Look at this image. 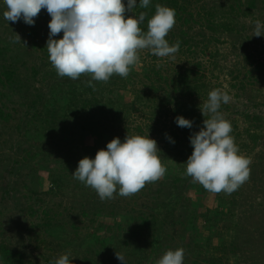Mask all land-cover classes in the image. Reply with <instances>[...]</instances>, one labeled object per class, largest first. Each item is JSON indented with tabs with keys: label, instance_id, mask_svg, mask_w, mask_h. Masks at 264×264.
<instances>
[{
	"label": "trees",
	"instance_id": "obj_1",
	"mask_svg": "<svg viewBox=\"0 0 264 264\" xmlns=\"http://www.w3.org/2000/svg\"><path fill=\"white\" fill-rule=\"evenodd\" d=\"M124 3L127 4V0H124ZM156 4L168 6L176 11V24L166 36L170 45L177 40L180 41V50L175 58H158L148 49L141 50L139 52L141 62L132 68L127 78L113 75L107 83L93 81L95 90L86 86V81L91 79L89 74H84L77 80L68 77L61 79L57 75L50 63L46 48L48 36L45 37L46 42L36 41V38L41 36L39 22H35L34 25L24 22L21 25L22 30L25 31L21 40L27 42V48L12 42L14 33L10 29H7L6 34L5 31L3 32L6 38L1 37L4 34L0 36V123L20 131L22 123L25 122L27 126L24 135L35 141L29 147L19 146L22 148V160L25 164L11 166L9 169L13 172L27 167L28 180H25L23 184L25 191L21 198L24 201L20 205V198L16 195L19 191L16 184L4 191L0 201V264H35L27 260V252L17 247L11 236L6 235L3 216L11 202L15 204L14 207L18 208L22 216H30L32 220L36 218L29 228L36 233L39 228L47 231L56 242H59L57 250L66 248V251H69L70 247L73 255L80 254L79 259L82 264H121L116 258V251L120 252V245L128 246L130 241L132 242L138 236H146L148 238L146 244L140 248L135 247V253L131 249L130 253L123 255L125 258L129 257V264H155L156 259L149 260V255L162 248L155 236L168 224H179L186 228V238L195 256L192 264H222V259L219 258L222 255L216 252L227 254V249L233 252L240 251L238 247L234 248V245L246 230V225L244 222H239L241 219L232 222L230 217L238 206L237 192L231 195L223 192L213 193L217 204L211 207H204L201 201L195 204L192 196L188 195L189 191H193L201 196L207 190L199 183L192 182L191 177L184 175L185 163L193 151L190 136L203 127L201 124L203 116L190 110L188 106L195 105L187 104L184 97L192 99L208 96V93L213 90L215 84L207 73L208 67L203 55L208 54L209 58L211 55L214 66H217L214 58L219 51L213 45L220 42L223 35L235 37L236 34H242L246 26L240 27L239 16L252 14L258 8L264 10V0H151L149 8L137 7L134 10L136 14L140 11L147 13L145 22L140 25L145 32L147 20L155 14ZM46 11L42 9L40 13ZM127 15H133V13H127ZM262 18L261 21L264 22V17ZM60 34L62 38L63 33ZM53 38L60 39L57 36ZM244 40L242 48L247 51L249 37L246 36ZM236 43L233 42L234 48ZM29 48L33 50L31 53ZM37 52L40 55L37 56ZM29 55H32L30 60ZM45 66L52 67L50 70L54 72L43 70ZM254 70L257 73L262 72L264 76V61L258 62ZM45 71L47 72L41 80L49 84L50 96L47 100H44L46 96L41 90L43 88L35 84L37 77ZM234 77L239 80L240 87L237 88H243L251 82V78L252 81L256 79V82L260 80L258 76L254 77L251 71L244 77L241 75L238 77L234 75ZM60 79L61 82H59ZM247 79L248 81L245 82ZM232 86H238V84L234 83ZM33 88L36 90L39 88L38 93L35 94L36 98L31 99L33 102L27 107L23 116L28 117L29 120L17 123L16 107L13 104L9 105L8 101L14 95H18L17 101H24L19 97L25 99L26 94L33 91ZM125 92L131 94L132 97L129 100L124 99ZM39 99H42L41 104L38 103ZM15 104L17 105L16 102ZM138 109L146 112L147 121L132 125L130 123L132 113ZM194 114L196 117L191 116ZM170 115L174 124L170 121L172 128L168 129L166 123ZM178 116L193 121V127H179L176 123ZM231 125L233 128L231 135L237 138L240 133L235 132L234 125L232 123ZM147 134L149 138L151 136L161 138L162 142L158 144L160 149L158 155L162 163L166 165L167 172L163 179L147 183L134 197L136 199L142 194H148L155 184L158 185L155 189L156 193L151 196L149 194L150 200L147 199L150 202V212L146 213V216L132 215L129 211L121 215L127 226L129 222H135L133 226H130L133 239L124 237V240L116 242L107 241L106 237L102 236V232L98 233V231L86 234V237L79 242L74 238L70 239L64 223L58 219L64 213L55 202L53 206L47 205L46 196L55 197L69 184H74L78 188L83 187L84 184L75 180L72 175L78 167L79 160L86 156L94 159L97 151L106 150L107 143L113 138L118 137L123 142L126 135L146 136ZM251 136L257 137L256 134ZM169 137L174 143L170 142ZM52 161L57 165H52ZM44 180H49L50 187L47 191L42 190ZM8 184L10 185L11 182L9 181ZM65 184L68 185L65 186ZM11 190L16 193L11 195ZM258 202L259 205H264L262 201ZM183 209L184 212H182ZM100 210L99 204H93L89 210L82 209L81 214L90 216L92 212L96 216ZM179 215L184 216L183 220ZM90 220L97 219L90 217ZM200 220L203 224L198 228L197 222ZM224 220L236 227L230 244L232 249L228 248L229 244L225 240L220 246L213 242L215 238L222 236L217 226ZM124 223L118 225L121 227ZM98 226V230L102 231L104 225L100 223ZM204 230L207 231L206 234ZM202 237L203 241H200ZM96 244L99 247L98 251ZM114 245L119 247L118 250L109 254V247ZM93 252H98L106 258L100 259L99 263L90 256ZM47 261L52 263L54 259L48 257ZM73 262L71 261V264Z\"/></svg>",
	"mask_w": 264,
	"mask_h": 264
},
{
	"label": "clouds",
	"instance_id": "obj_2",
	"mask_svg": "<svg viewBox=\"0 0 264 264\" xmlns=\"http://www.w3.org/2000/svg\"><path fill=\"white\" fill-rule=\"evenodd\" d=\"M151 0H3L4 20L16 23L23 20L34 25L42 9L51 16L46 44L52 67L59 77L79 79L89 74L86 86L95 90L93 81L107 83L113 75L127 78L140 61L139 52L150 50L158 58H175L180 41L171 44L166 36L176 24V11L161 4L155 5V14L147 20V31L140 27L147 13L134 10L147 9ZM133 13V15H127ZM62 38L54 39L60 33ZM264 36V23L255 22L254 35ZM13 43L27 42L14 32ZM232 97L221 88L208 93L200 106L205 117L203 127L192 136V154L186 161L184 175L192 178L211 193L233 192L250 180L252 160L240 153L233 128L220 111ZM207 117V118H206ZM179 127H193V121L176 117ZM170 142L171 138L169 137ZM160 149L154 139L141 135H126L123 142L117 137L107 143L106 150H98L95 158L84 157L72 173L73 178L96 191L101 201L131 197L147 183L160 180L167 167L158 155ZM121 264H127L125 256L117 252ZM71 253H65L52 264H71ZM185 249L166 251L155 264H183Z\"/></svg>",
	"mask_w": 264,
	"mask_h": 264
},
{
	"label": "rangeland",
	"instance_id": "obj_3",
	"mask_svg": "<svg viewBox=\"0 0 264 264\" xmlns=\"http://www.w3.org/2000/svg\"><path fill=\"white\" fill-rule=\"evenodd\" d=\"M4 10L5 5L3 0H0V36L4 34V31L6 34L7 29L23 36L25 31L22 30L21 25L24 24V21L20 20L16 23H10L4 20ZM262 17H264V10L260 8L254 10L252 14L249 13L246 16H239V25L240 27L241 25H245V31L243 30L242 34L239 33L240 35L236 34L235 37L232 35H223L221 36V41L213 45L219 51L216 58H214L217 66H214L211 55L210 58L208 54L203 55V59H205L207 65L206 67H208L206 68L207 73L213 81V84H215L213 89L221 88L222 90L227 91L232 97L231 102L223 104L220 111L224 114L225 118L234 125L235 132L240 133V136L237 138L235 137V142L239 146L240 153L246 157H250L252 160L250 165V180L236 191L237 201L239 202L238 206L235 208L234 214L230 216L232 217V222H237L241 219L239 222H244L246 225V230L235 241L236 245H234V248L238 247L240 251L233 252L227 249V254L216 252L222 255L219 257L222 259V264H264V205L261 206L258 202L262 201L264 203V76L262 72L257 73V71L254 70L258 62L264 61V36H253L255 22L257 20L261 21V19H263ZM34 19L35 22H39L38 25H40L39 31L41 34V36L36 38V41L41 43L45 41L46 36H49L50 30L48 24L51 20V16L46 11L44 13H39L38 17ZM5 34L1 37L6 38ZM60 36L61 34L57 35V37L61 38ZM240 36L242 38H239ZM246 36L249 37V49L244 51L242 44L245 42L244 38ZM28 38H30V36H28ZM234 41L237 42L236 48L233 46ZM32 51L31 48L29 52L31 53ZM38 55H40L39 52H37V56ZM31 58L32 55H29V60ZM50 69H52V67L48 68L45 66L43 70L48 71ZM47 71L41 73L35 82L37 87L39 86V88H43L41 90L43 91L44 96H46L44 100H47V97L50 96L48 82L41 80ZM50 71L54 72V70ZM250 71L254 77L258 76L260 80L256 82V79L252 81L251 78V82L249 81L250 83L247 84L245 82L248 81V78L244 82L247 85L243 88H237L240 87L239 80L235 78L234 75L237 77L238 75L244 77V75L250 73ZM61 79L63 78L61 77ZM61 79L59 82H61ZM234 83H237L238 86H232ZM38 89L36 90L33 88V91L26 94L25 99L24 97H19V99L24 101H17L18 95H14L12 99H9L10 101H8V104H13L14 107H16L15 110L18 116H15V118L18 120L17 123L29 120L28 117L23 116L26 113L27 107L33 102L31 99L36 98L35 94L36 92L38 93ZM124 95V99L126 100H129L132 97L129 92H125ZM184 98L187 104L195 105L194 107L188 106L190 110H193L194 112L196 111V113L203 116L200 106L203 105L208 96L192 99L188 97ZM38 103L41 104L42 99H39ZM191 116L196 117L195 114ZM254 116H256V118H254ZM145 117H147L146 112L143 109H138L133 111L130 123L136 125L140 122L147 121ZM204 119L205 117L203 116L201 119L202 126ZM170 121L174 124L172 115H170L168 122L166 123L168 129L172 128ZM26 126V123L23 122L20 128L21 130L19 131L17 129L14 130L13 127H5L3 123H0V201L4 195V191L12 188L13 184H16L19 189L16 194L20 198L19 205L24 201L21 197L22 193L25 191L23 184L25 183V180H28L26 175L28 169L25 167L21 168L19 171L16 170L13 172H10L9 169L11 166L25 164V161L22 160L23 154L21 153V150L23 147H29L35 142L30 139L29 136L24 135ZM247 130H249V132H247ZM251 134H256L257 137L253 138ZM151 139L156 140L157 146L162 142L161 138L158 137L153 138L151 136ZM88 141H90V139ZM37 144L39 143L37 142ZM19 146H22V148ZM36 159H38V157ZM51 163L52 165H57L54 161ZM9 181L11 182L10 185L8 184ZM67 185L68 184H65V186ZM49 187V180H44L42 190L47 191ZM156 188H158L157 184L153 186L148 194H142L136 199H134L136 194L133 195V197L126 198L119 196L117 192L115 199L101 201L96 191L92 188L86 187L85 185L78 188L77 186H74V184H69L68 187L64 188L61 192H58L55 197L47 195L45 202H47V205L49 206H53L54 202L60 206V211H62L64 215H60V218L58 217V219L61 223H64L70 239L74 238L79 242L86 237V234L98 231V233L102 232V236H105L107 241L116 242L117 240H124V237L131 238L130 226L135 224L134 221H131L127 226V223H124V218L121 215L125 214V211H129L132 215L136 214L137 216H141L144 214V216H146V213L150 212V202L147 201V199H149V194L151 196V194L156 193ZM10 193L12 195V193L16 192L11 190ZM188 195L192 196L195 204L201 201L204 204V207H211L212 205L216 206L217 204V200L214 198L213 193L209 191L202 195L200 194L201 196L193 193V191H189ZM93 204H99L101 206L100 213L95 216V214L93 215V213L90 212V216H83L81 214L82 209L89 210L93 207ZM14 206L15 204L11 202L10 207L8 206L9 209L4 211L5 214L3 216V221L6 225V235H9V237L11 236L17 247L22 248V250L27 252V260L29 259L35 264H52L47 261L48 257H52V259L55 260L59 258L60 255L70 252L71 257H73L72 261H74L72 264H82L79 259V257H81L80 254H78V256L73 255V250L70 247L69 251H66V248L57 250L59 242H56L47 231L45 232L43 229L39 228L38 233H36L29 228L32 221L36 220V218L32 220V217L30 216H22L19 214L18 208H15ZM182 212H184V209ZM116 213L121 214L117 215ZM179 216L180 219L183 220L184 216ZM90 217L97 220L92 221L90 220ZM100 223L104 225L102 231L98 230V224ZM121 223L124 224L120 227L119 225ZM202 224V220L198 221V228ZM117 225L119 227H117ZM110 227H112V229ZM217 227L218 230L221 231L222 236L215 238L213 242L217 244V246H220L225 240L226 243L228 242L229 244L228 248L232 249L230 244L235 234V225L224 220L220 221ZM226 227L230 228L227 229ZM185 229V227L179 224H168L165 226L164 229L155 236L158 239L159 246H162V248L161 250L159 249L156 250V252L151 253L149 255V260L155 258L157 261L168 250L184 248L185 259L183 264H192V260L195 256H193V249L186 238L187 234L185 233ZM203 232L204 234L207 233L205 230ZM133 237L130 240H132ZM147 239L146 236H138L133 239L132 242L128 239L130 245H120V253L127 255L126 253H130L131 249L134 252V250H136L135 247L140 248L142 245L146 244ZM199 240L203 241V237ZM95 247L98 251L99 247L97 244ZM118 248L117 245L109 247V254L114 250H118ZM159 253H161V255H159ZM90 256L96 259L99 263L100 259L106 258V256L103 257L102 254H98V252H93ZM128 259L129 257H126L127 264H129Z\"/></svg>",
	"mask_w": 264,
	"mask_h": 264
}]
</instances>
